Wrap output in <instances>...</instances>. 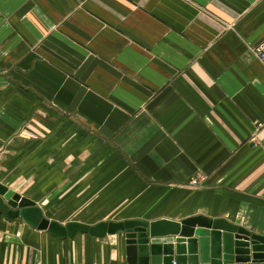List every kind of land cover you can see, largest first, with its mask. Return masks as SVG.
Here are the masks:
<instances>
[{
  "label": "crops",
  "instance_id": "crops-1",
  "mask_svg": "<svg viewBox=\"0 0 264 264\" xmlns=\"http://www.w3.org/2000/svg\"><path fill=\"white\" fill-rule=\"evenodd\" d=\"M263 38L264 0H0V183L60 224L264 236ZM124 246L0 211V264H127Z\"/></svg>",
  "mask_w": 264,
  "mask_h": 264
},
{
  "label": "water",
  "instance_id": "water-1",
  "mask_svg": "<svg viewBox=\"0 0 264 264\" xmlns=\"http://www.w3.org/2000/svg\"><path fill=\"white\" fill-rule=\"evenodd\" d=\"M0 211L65 238L78 232L124 233L127 264H264V236L228 222L192 216L180 221L141 219L88 226L60 224L43 216L36 203L0 183Z\"/></svg>",
  "mask_w": 264,
  "mask_h": 264
},
{
  "label": "built area",
  "instance_id": "built-area-1",
  "mask_svg": "<svg viewBox=\"0 0 264 264\" xmlns=\"http://www.w3.org/2000/svg\"><path fill=\"white\" fill-rule=\"evenodd\" d=\"M250 51L252 55L264 66V38L256 45L250 46ZM196 183V180L192 181ZM39 264V263H30Z\"/></svg>",
  "mask_w": 264,
  "mask_h": 264
}]
</instances>
